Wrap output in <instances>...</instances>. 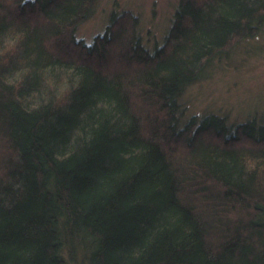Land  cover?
Instances as JSON below:
<instances>
[{"label":"trees","instance_id":"trees-1","mask_svg":"<svg viewBox=\"0 0 264 264\" xmlns=\"http://www.w3.org/2000/svg\"><path fill=\"white\" fill-rule=\"evenodd\" d=\"M97 1L0 0V264H264V116L179 101L264 0H178L152 48L124 11L78 38Z\"/></svg>","mask_w":264,"mask_h":264},{"label":"rangeland","instance_id":"rangeland-1","mask_svg":"<svg viewBox=\"0 0 264 264\" xmlns=\"http://www.w3.org/2000/svg\"><path fill=\"white\" fill-rule=\"evenodd\" d=\"M177 2L98 0L90 17L78 26L76 36L90 43L96 34L104 31L112 12L124 11V21L129 23L135 16L137 33L143 44L152 48L162 43ZM110 49L113 55L109 57L110 69L123 72L130 68L124 57L114 55L118 50L115 46ZM179 101L187 118L216 113L226 116L230 123H238L264 116V31L214 61L203 78L184 90ZM170 149L180 150L175 144H171ZM71 264L84 262L78 256Z\"/></svg>","mask_w":264,"mask_h":264}]
</instances>
